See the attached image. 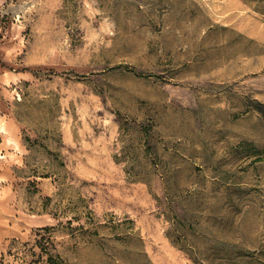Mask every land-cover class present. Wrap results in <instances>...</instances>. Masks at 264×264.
Masks as SVG:
<instances>
[{
    "label": "rangeland",
    "instance_id": "rangeland-1",
    "mask_svg": "<svg viewBox=\"0 0 264 264\" xmlns=\"http://www.w3.org/2000/svg\"><path fill=\"white\" fill-rule=\"evenodd\" d=\"M261 104L264 0H0V264H264Z\"/></svg>",
    "mask_w": 264,
    "mask_h": 264
},
{
    "label": "trees",
    "instance_id": "trees-1",
    "mask_svg": "<svg viewBox=\"0 0 264 264\" xmlns=\"http://www.w3.org/2000/svg\"><path fill=\"white\" fill-rule=\"evenodd\" d=\"M261 105H262V107H264V104H261ZM194 251H195L194 253H195L196 256L201 257V260L206 261V262H207V261H211V259H212L211 256H205L204 253H200V252H198V250H196V249H195ZM202 254H203V255H202ZM216 259H217V260H216ZM218 259L220 260V262H218V261H219ZM223 259H224L223 257H220V258H214L212 261L215 260V261H216L215 264H224V263H223V262H224Z\"/></svg>",
    "mask_w": 264,
    "mask_h": 264
}]
</instances>
